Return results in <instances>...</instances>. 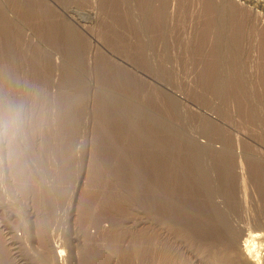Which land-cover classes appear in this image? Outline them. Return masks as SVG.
I'll use <instances>...</instances> for the list:
<instances>
[{
    "label": "rangeland",
    "instance_id": "374dc122",
    "mask_svg": "<svg viewBox=\"0 0 264 264\" xmlns=\"http://www.w3.org/2000/svg\"><path fill=\"white\" fill-rule=\"evenodd\" d=\"M232 40L262 103L234 128ZM10 103L29 119L0 131V264H237L264 233V0H0Z\"/></svg>",
    "mask_w": 264,
    "mask_h": 264
},
{
    "label": "bare ground",
    "instance_id": "6f19581e",
    "mask_svg": "<svg viewBox=\"0 0 264 264\" xmlns=\"http://www.w3.org/2000/svg\"><path fill=\"white\" fill-rule=\"evenodd\" d=\"M150 16V15H149ZM212 24V23H211ZM218 24V23H217ZM134 25V24H133ZM237 29V28H236ZM239 29V28H238ZM147 30V29H146ZM217 32V31H216ZM232 32V31H231ZM242 32V31H241ZM238 34V33H237ZM229 38V37H228ZM234 38V37H233ZM232 38V39H233ZM242 38V37H241ZM237 39H239V38H237ZM207 41V40H206ZM233 41V40H232ZM235 41V40H234ZM233 41V42H234ZM241 42V41H240ZM216 43V42H215ZM231 43V42H230ZM256 43V42H255ZM240 44V43H239ZM221 45V44H220ZM238 42H234V43H231L230 45H228V50H229V57L231 58L230 60H229V62H231V63H229V69L227 70V79H226V91H227V98H228V103H229V108H228V118H229V120H230V126L232 127V128H234L233 126L234 125H236V124H234L233 125V123H236L235 122V120L237 119V121H238V118H239V121L238 122H241V123H245V121L246 120H248V118L252 115V116H255L254 114H253V112H255L256 113V111H258L257 109H260V110H262V108H261V106L260 105H262V103L260 104V102L258 103H256L257 104V107H254L253 105H252V98L254 97L253 96V92H251L250 91V87L252 86L251 85V76L250 75H248L247 74V72L244 70V69H246V68H244L245 66V64H246V62H245V64H243V62H241L242 61V59H241V57L239 58V54H242V51H241V49L240 48H237L238 46ZM203 46V45H202ZM250 46V45H249ZM225 47V46H224ZM243 47V46H242ZM216 48V47H215ZM128 49V48H127ZM223 50V49H222ZM215 51V50H214ZM206 55V54H205ZM222 55H224V54H222ZM228 55V54H227ZM243 56H244V54H243ZM203 59V58H202ZM215 59V58H214ZM241 59V60H240ZM249 59V58H248ZM205 60V59H204ZM218 60V59H217ZM245 61V60H244ZM77 62V61H76ZM222 62V61H221ZM205 63V62H204ZM223 63V62H222ZM77 64V63H76ZM205 65V64H204ZM217 65H218V63H217ZM225 65V64H224ZM163 70V69H162ZM247 70V69H246ZM250 70V69H249ZM165 72V71H164ZM221 72V71H220ZM225 72V71H224ZM250 71H248V73H249ZM218 74V73H217ZM252 75V74H251ZM76 76V75H75ZM169 76V75H168ZM254 76V75H253ZM72 78V77H71ZM203 78V77H202ZM209 78V77H208ZM253 78V77H252ZM69 79V78H68ZM78 81V80H77ZM82 81V80H81ZM130 82V81H129ZM74 84H76V83H74ZM83 84V83H82ZM218 84V83H217ZM252 84H254V83H252ZM223 85V84H222ZM76 86V85H75ZM225 87V86H224ZM223 87V88H224ZM255 87V86H254ZM253 87V88H254ZM119 88V87H118ZM252 88V87H251ZM252 88V90H254ZM204 91V90H203ZM206 94V93H205ZM223 94V93H222ZM256 93H254V95H255ZM203 96V95H202ZM211 98V97H210ZM219 98V97H218ZM214 99V98H213ZM212 99V100H213ZM219 101V100H218ZM64 102V101H63ZM254 102H256L255 101V99H254ZM253 102V103H254ZM223 105V104H222ZM175 106V105H174ZM256 106V105H255ZM264 106V105H263ZM85 107V106H84ZM76 113V112H75ZM258 113V112H257ZM225 114V113H224ZM223 115V114H222ZM261 114H259V116H260ZM256 117V116H255ZM251 118V117H250ZM260 119H262L261 117H259ZM260 119H258V120H260ZM181 120V119H180ZM264 120V119H263ZM263 122V121H262ZM207 123V122H206ZM229 123H228V125H229ZM83 124V123H82ZM203 124V123H202ZM214 124V123H213ZM217 124V123H216ZM239 124V123H238ZM237 124V125H238ZM246 124V123H245ZM239 125H241V126H243L244 127V124L242 125V124H239ZM238 125V126H239ZM237 127V126H236ZM235 127V130L236 129H238V128H236ZM220 128V127H219ZM230 128V127H229ZM242 128V127H241ZM244 129V128H243ZM257 129V128H256ZM211 130V129H210ZM233 130V129H232ZM247 130V129H246ZM140 131V130H139ZM230 130H228V132H229ZM237 131V130H236ZM240 131H243L242 129H240ZM233 132H234V130H233ZM230 133V132H229ZM220 134V133H219ZM156 135V134H155ZM175 136H176V134H174ZM232 135H234V133L232 134V132H231V134H230V141L232 142V140L233 139H231V137H232ZM140 136V135H139ZM236 136H237V133H236ZM235 136V137H236ZM172 137V136H171ZM239 138V137H238ZM235 139H237V138H235ZM240 139V138H239ZM238 140V139H237ZM146 142V141H145ZM193 142V141H192ZM236 142V141H235ZM233 144H231V146H232ZM235 145H236V143H235ZM225 148V147H224ZM228 148L230 149V150H232V147H230V144H229V146H228ZM235 148V147H234ZM184 149V148H183ZM204 149V148H203ZM226 149V148H225ZM178 150V149H177ZM209 151V150H208ZM235 151V150H234ZM224 152V151H223ZM261 152V151H260ZM187 153V152H186ZM234 153V152H233ZM174 154V153H173ZM202 154V153H201ZM224 154V153H223ZM188 155V154H187ZM190 155V154H189ZM222 156V155H221ZM257 156V155H256ZM197 157V156H196ZM263 157V156H262ZM192 158V157H191ZM189 159V158H188ZM197 159V158H196ZM203 159V158H202ZM173 161V160H172ZM190 161H191V159H190ZM206 161V160H205ZM159 162V161H158ZM161 162V161H160ZM194 163V162H193ZM209 163V162H208ZM199 164V163H198ZM173 165V164H172ZM224 165V164H223ZM219 166V165H218ZM137 167V166H136ZM176 167V168H175ZM238 167V166H237ZM236 167V168H237ZM161 168V167H160ZM173 168V170L174 171H176V173H177V171H185V170H183V168L182 167H178V165H176V166H173L172 167ZM171 168V169H172ZM224 169V168H223ZM241 169V168H240ZM227 170V169H226ZM236 170V169H235ZM192 171V170H191ZM198 171V170H197ZM237 171V170H236ZM187 172V171H186ZM186 172L184 173V174H186ZM183 173V172H182ZM188 173V172H187ZM238 173V172H237ZM214 175V174H213ZM138 176V175H137ZM171 176V175H170ZM221 176V175H220ZM157 177V176H156ZM204 177V176H203ZM207 177V176H206ZM222 177V176H221ZM234 177V176H233ZM153 178V177H152ZM159 178V177H158ZM161 178V177H160ZM262 178H263V176H262ZM62 179V178H61ZM142 179V178H141ZM209 179H211V178H209ZM237 179V178H236ZM171 180V179H170ZM206 180V179H205ZM227 180V179H226ZM159 181V180H158ZM185 181V180H184ZM207 181H208V179H207ZM211 181V180H210ZM178 182V181H177ZM238 182V181H237ZM160 183V182H159ZM204 183V182H203ZM261 183V182H260ZM258 184V183H257ZM262 184V183H261ZM171 185V184H170ZM217 185V184H216ZM153 187V186H152ZM189 187V186H188ZM226 187V186H225ZM150 188V187H149ZM186 188V187H185ZM184 188V189H185ZM197 189V188H196ZM168 190V189H167ZM230 190V189H229ZM163 191V190H162ZM227 191V190H226ZM165 192H166V190H165ZM176 192V191H175ZM205 192V191H204ZM231 193V192H230ZM229 193V194H230ZM180 194V193H179ZM191 194V193H190ZM241 194V193H240ZM184 195V194H183ZM222 195V194H221ZM212 196V195H211ZM175 197V196H174ZM221 197V196H220ZM224 197V196H223ZM168 198V197H167ZM173 198V197H172ZM180 198V197H179ZM56 199V198H55ZM148 199H149V197H148ZM162 199H163V197H162ZM192 200V199H191ZM194 200V199H193ZM192 200V201H193ZM226 200V199H225ZM232 200V199H231ZM166 201V200H165ZM178 201H180V200H178ZM241 201V200H240ZM239 201V202H240ZM151 202V201H150ZM184 202V201H183ZM85 203V202H84ZM179 203V202H178ZM177 203V204H178ZM204 203V202H203ZM242 203V202H241ZM240 203V204H241ZM184 204V203H183ZM182 204V205H183ZM190 204V203H189ZM194 204H195V201H194ZM208 204V203H207ZM158 205V204H157ZM160 205V204H159ZM172 205V204H171ZM179 206L181 205V203H179L178 204ZM185 205V204H184ZM193 205V204H192ZM203 205V204H202ZM168 206V205H167ZM241 206V205H240ZM254 206V205H253ZM172 207V206H171ZM178 207V206H177ZM176 207V208H177ZM193 207V206H192ZM230 207V206H229ZM149 208V207H148ZM180 208V207H179ZM188 208V207H187ZM199 208V207H198ZM227 208V207H226ZM234 208V207H233ZM167 209V208H166ZM182 209H185V208H183L182 207ZM189 209H190V207H189ZM189 209H187L188 211H189ZM193 209H194V207H193ZM192 209V210H193ZM213 209V208H212ZM221 209V208H220ZM225 209V208H224ZM229 209V208H228ZM174 209H172V211H173ZM178 210V209H177ZM198 210V209H197ZM231 210V209H230ZM180 211V210H179ZM186 211V210H185ZM246 211V210H245ZM260 211V210H259ZM181 212H182V210H181ZM181 212H180V214H181ZM193 212H196V211H193ZM202 213V212H201ZM209 213V212H208ZM175 214V213H174ZM184 214V213H183ZM193 214V213H192ZM196 214V213H195ZM247 214V213H246ZM194 215V214H193ZM198 216L200 215V214H197ZM226 215V214H225ZM258 215V214H257ZM158 216V215H157ZM181 216V215H180ZM186 216V215H185ZM184 216V217H185ZM187 216H189V215H187ZM203 216H204V214H203ZM202 216V217H203ZM206 216V215H205ZM214 216V215H213ZM219 216V215H218ZM183 217V216H182ZM220 217V216H219ZM229 217H230V215H229ZM256 217H258V216H256ZM173 218V217H172ZM189 218V217H188ZM187 218V219H188ZM222 218V217H221ZM221 218H218L219 220L221 219ZM235 218V217H234ZM243 218V217H242ZM186 219V220H187ZM194 218H192V220H193ZM262 219V218H261ZM209 220V219H208ZM212 220H213V217H212ZM188 221V220H187ZM200 221H201V219H200ZM199 221V222H200ZM205 221V220H204ZM210 221V220H209ZM209 221H205L206 223H208ZM221 221V220H220ZM220 221H218V222H220ZM213 223L215 222H217V221H212ZM224 222H226V221H224ZM229 222V221H228ZM233 222V221H232ZM238 222V221H237ZM259 222V221H258ZM183 223V222H182ZM211 223V222H210ZM209 223V224H210ZM214 223V224H215ZM197 224H199V223H197ZM231 224V223H230ZM241 224V223H240ZM239 224V225H240ZM193 225V224H192ZM200 225V224H199ZM204 225V224H203ZM205 225H207V224H205ZM211 226L210 227H207V226H202V227H197L196 228V232H197V235H198V237L199 238H205V239H209V240H211L213 243H215V245L218 247V245H222V246H224L225 248H226V250L227 249H230V248H233L232 250L233 251H235V248H236V246H235V240L232 238V236L231 235H233V233H231L230 231H232V230H229V228H227V227H223L225 230H223V229H221V228H215V226L213 227V228H211L212 227V223L210 224ZM217 225V224H216ZM219 225V224H218ZM222 225V224H221ZM243 225V224H242ZM201 226V225H200ZM261 226V225H260ZM185 227V226H184ZM221 227V226H220ZM58 228V227H57ZM189 228V227H188ZM261 228V227H260ZM184 229V228H183ZM239 229V228H238ZM242 231V230H241ZM240 232V231H239ZM235 234V233H234ZM251 237H252V240H257V238H259V240H264L263 238H264V233H255V234H251ZM262 238V239H261ZM247 239H250V238H247ZM247 239H246V241H247ZM252 240L250 241V240H248L247 242H245L244 243V245L242 244L241 245V243H240V245H239V248H238V250L237 251H235V252H237L236 253V256L237 257H235L234 259H236L237 260V264H264V256L260 253L261 252V250H260V252L256 249L255 250V243L254 242H252ZM258 242H260V241H258ZM218 244V245H217ZM258 244H260V243H258ZM259 246V245H258ZM258 246H256V248L258 247ZM221 247V246H220ZM165 248V247H164ZM222 248V247H221ZM225 248H223V249H225ZM219 249V248H218ZM237 249V248H236ZM231 250V251H232ZM232 251V252H233ZM62 252V251H61ZM228 252V251H227ZM259 252V253H258ZM225 254H226V252H225ZM223 255V254H222ZM211 256V255H210ZM225 256V255H224ZM231 256H233V255H231ZM228 257V256H227ZM226 257V258H227ZM64 258V257H63ZM233 258V257H232ZM221 259H223V258H221ZM227 259H229V258H227ZM233 259V260H234ZM209 260V259H208ZM216 260V259H215ZM224 260V259H223ZM230 260V259H229ZM236 260H235V263H236ZM219 262V261H218ZM225 262V261H224ZM230 262H231V260H230ZM230 262H228V264H230ZM234 262V261H233ZM232 262V263H233ZM60 264V263H59ZM212 264V263H211ZM219 264V263H218ZM234 264V263H233Z\"/></svg>",
    "mask_w": 264,
    "mask_h": 264
},
{
    "label": "clouds",
    "instance_id": "9594fccd",
    "mask_svg": "<svg viewBox=\"0 0 264 264\" xmlns=\"http://www.w3.org/2000/svg\"><path fill=\"white\" fill-rule=\"evenodd\" d=\"M29 119L27 106L23 103H10L6 110L0 113V131H13L23 134Z\"/></svg>",
    "mask_w": 264,
    "mask_h": 264
}]
</instances>
